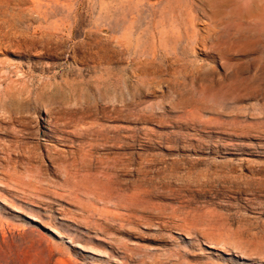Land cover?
I'll return each mask as SVG.
<instances>
[{
	"label": "rangeland",
	"instance_id": "obj_1",
	"mask_svg": "<svg viewBox=\"0 0 264 264\" xmlns=\"http://www.w3.org/2000/svg\"><path fill=\"white\" fill-rule=\"evenodd\" d=\"M0 264H264V0H0Z\"/></svg>",
	"mask_w": 264,
	"mask_h": 264
},
{
	"label": "bare ground",
	"instance_id": "obj_2",
	"mask_svg": "<svg viewBox=\"0 0 264 264\" xmlns=\"http://www.w3.org/2000/svg\"><path fill=\"white\" fill-rule=\"evenodd\" d=\"M98 59V58H97ZM99 59H100V57H99ZM96 60V59H95ZM102 60V59H101ZM103 61V60H102ZM99 63H100V61H99ZM87 126V125H86ZM112 176V175H111ZM123 176V175H122ZM125 176V175H124ZM120 177V176H119ZM111 178V177H110ZM115 180V179H114ZM136 182V181H135ZM141 182V181H140ZM102 183H103V181H102ZM106 185V184H105ZM142 185V184H141ZM140 185V186H141ZM138 186V185H137ZM139 186V187H140ZM120 188H121V185L119 186ZM107 188V187H106ZM104 190H105V188H104ZM107 190V189H106ZM116 190H118V189H116ZM143 193V192H142ZM113 195V194H112ZM139 195V194H138ZM142 195V194H141ZM114 196V195H113ZM134 198V197H133ZM136 198V197H135ZM106 200V199H105ZM143 200V199H142Z\"/></svg>",
	"mask_w": 264,
	"mask_h": 264
}]
</instances>
